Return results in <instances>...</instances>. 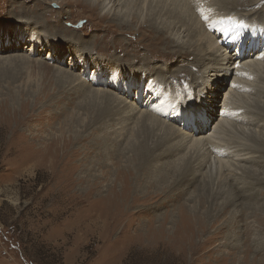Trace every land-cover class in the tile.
I'll list each match as a JSON object with an SVG mask.
<instances>
[{"label": "rangeland", "instance_id": "obj_1", "mask_svg": "<svg viewBox=\"0 0 264 264\" xmlns=\"http://www.w3.org/2000/svg\"><path fill=\"white\" fill-rule=\"evenodd\" d=\"M42 1V6H38L37 0H0V21L23 16L41 34L58 40L67 48L86 51L88 42V52L100 55L103 53L102 56L107 58H112L116 53L122 56L130 52L132 55L141 52L140 55L151 58L150 69L142 66V63L134 64L135 66L121 64L119 73L121 70L123 73L127 70L135 76L146 73L151 77L155 76L152 78L160 80L165 87L169 84L166 90L168 95L173 94L169 96L170 99L172 97V106L185 111V114L197 113L202 107L207 96V88L202 81L207 61H199V64L197 55L191 51L188 52L192 54L190 56L175 54L171 61L168 56L160 55L161 52L173 49L171 46L174 43L171 40L176 32V28L172 29L175 20L169 21L168 18L172 16V12L156 16L162 4L158 3L155 8L149 9V14L154 13L157 22L165 24V28L158 27L154 30L150 24L154 20L149 14H145L139 21L136 17H130L128 26L121 25L120 28L118 16L103 15L100 8L88 7L87 0ZM191 1L194 6L206 5L197 0ZM263 1L247 0V5L250 4L248 9L243 6L224 12L215 4L213 8L224 14L234 12L236 17L251 23L250 26L264 31ZM211 2L214 3V0ZM168 9L169 6L165 11ZM192 10L195 17H198L195 10ZM45 11H48L47 16L35 19L37 12L43 15ZM260 18L261 22H257ZM252 19H255L257 25H252ZM167 24L171 25V29L166 28ZM78 40L83 41L79 43ZM24 41L25 38L23 41L18 39L17 44L21 50L26 43ZM118 41L121 42L119 48ZM30 59L32 64H25L23 69L13 67L8 71V77L0 80V264H264V65L251 67L254 70L248 68L250 75L245 67L238 71L234 69V73L230 72V77H236L242 73V69H246L242 73V79L237 77L236 87L233 85L230 88L228 79L221 90L224 91L227 85L226 92L234 87L232 92L236 94L225 93L223 99L228 97V101L238 111L237 114L231 106L234 112L230 109L233 114L227 116L230 124L235 122V126L233 123L228 130L225 125L223 136L226 137L220 136V133L211 138L215 141L213 145L214 142L209 140L212 148L211 143H207L209 137L200 134L207 139L204 152L210 158L212 156V161L218 156L228 161L232 157V161L237 158L235 153L244 152V149L249 152L251 160L249 159L245 181L241 175L235 179L237 182L230 179L227 182L221 181L216 172H209L207 164L201 175L191 174L189 179L197 178L195 182L192 179L193 181L184 185L179 178L180 185L174 190L172 187L176 176L163 182L157 181V173L164 166L171 169L174 164H183V160L188 159L190 154L183 157L186 153H180L169 161L161 159L158 161L161 165L156 163V166L146 168V172H152L149 176L143 170L141 178H137L131 172L136 165L129 158L132 152L128 149L127 152L123 151L131 141V133L123 134L120 141H117L114 134L117 126L113 121L94 122L96 112L104 104L88 97L86 89L78 91L74 87L76 83L70 82V79L63 80L53 75L52 70L57 64L46 59L44 53ZM194 59L197 62L191 65ZM39 61L45 64H40ZM155 64L164 73L158 75L153 72L151 66L156 67ZM62 67L68 70V66ZM173 68H180L183 72H173ZM257 69L259 79L257 75H252ZM81 70L76 67L73 71L81 75ZM190 71L195 73L191 74ZM252 77L256 78L251 79ZM239 78L241 82L248 81H245L249 83L246 84L247 90L245 85L242 86L244 83L239 84ZM239 86L246 91H242V88L240 91ZM88 87L96 88L95 84ZM239 93L242 96L237 98ZM228 94H233L234 98L231 99L232 96ZM130 95L129 98L133 100L135 93L131 92ZM241 106H244L243 109H240ZM239 111L242 112L240 119L245 112V118L239 119L240 123L238 117L234 118L239 115ZM244 119L252 120L249 121L253 125L243 121ZM169 120L168 117L167 121ZM186 134L193 136L185 131ZM140 138L143 139V135ZM153 138L150 143L155 142L157 136ZM216 138L219 140L217 143ZM111 142L114 144L111 145ZM196 153L193 152L192 155ZM230 153L234 154L229 156ZM196 158L198 156L193 157ZM118 170L121 171L120 176ZM232 183L235 184L229 188ZM253 187L257 188L255 196L249 194ZM232 189L244 190L247 192L244 194L248 195L241 197V200L238 196L236 207H226L224 204L233 200ZM168 190L172 191L173 197L168 195ZM153 192L158 195L154 197ZM226 193L229 198H226ZM144 196L147 198L143 199ZM253 200L259 203L253 204Z\"/></svg>", "mask_w": 264, "mask_h": 264}, {"label": "bare ground", "instance_id": "obj_2", "mask_svg": "<svg viewBox=\"0 0 264 264\" xmlns=\"http://www.w3.org/2000/svg\"><path fill=\"white\" fill-rule=\"evenodd\" d=\"M54 1H57V0H54ZM197 1H199L200 3H204L206 5L205 6H200V5L194 6V4L191 0H87V6L88 7L91 8L93 6L96 8L97 7L100 8V11H101V13H103V15H108V16L112 15V16H116V17L118 16L120 22H119V24L118 23L117 24L119 25L120 28H121V25H127L128 26V24H129L128 18H130V17L132 19H134V17H136L139 21L145 14H147V16H148L149 9L155 8V6H157L158 3L162 4V5H161V7H159L160 10L157 13L155 12L156 16L159 13L161 16V14H163V12H166L167 14L168 13L171 14V12H172V16L170 15V16H168V18H169V21L171 19H172V21H173V19L175 20V23L173 24L172 29L175 30V28H176V30H175L176 32L174 33V37H172V40H171L174 43V45L171 46L173 49H171L169 52H167V51L161 52L160 55L165 56V57L168 56V60L171 61L172 58H174L175 54H177L176 56H181V55L190 56L192 54L188 53V52L191 51L197 55L196 59L198 62L201 61L204 63L207 61L206 62V68H205L206 70L203 74L204 78L202 80L205 83V86L207 88V91H206L207 96H206V100L203 102L202 107L197 111V113L185 114V111H182L180 109L173 107L172 106L173 104H171V103H173L171 101L172 97H171V99L169 97L170 95H173V94L169 93V95H168V92H167L168 90H166V88H168L167 86L169 84H167V86L165 87L164 86L165 84L163 85V83L160 80L157 79L158 80L157 81V80L152 78V77L155 78V76L151 77L150 74H146V73H142L139 76H135V75H132L131 73L127 72V70H125L124 73L122 72V70L120 71V73L118 71V70H120L119 65H121V64L127 65V66H135L134 64L140 65L142 63L141 64L142 66H145V67L147 66L148 67L147 69H150L149 66L152 62L150 57L140 55L139 53H141V52L134 53L133 55L130 52V53L123 54L122 56H121V54L116 55L117 54L116 53L112 57L113 60H111L112 58H107L105 56H102L103 53L100 55L97 53L88 52V42H87V45H86V43L83 42L87 46V49H86L87 52L85 51V49L83 51H81L78 48H67L65 45H62L58 40L52 39V38H50L44 34H41L40 31L37 30L31 24L30 20L24 18L23 16H20L19 18H13V19L7 20V21H2V22L0 21V80L3 77H8L7 73L9 70L13 69V67L14 68L19 67V68L23 69L25 64H27V65L32 64L30 58L35 57L37 54L44 53L46 59L49 58L53 63L57 64L56 68L52 70L54 72L53 75H55L56 77H61V79H63V80L70 79V82L72 81V82L76 83L77 86L75 85L74 87H76L78 91H82V89H86L87 92H85V93L88 97H91V99L98 101L99 104L100 103L104 104V106L99 107L102 109H98V111L96 112V121H94V122H96V123L97 122H103V123L108 122V123H110V120L113 121L115 123V126H117V129L114 128L115 129L114 134L116 135L117 141H120L123 134H127L128 132L131 133V137H132V138L130 137L131 141L129 143H127V145L123 148V151H126L128 149L129 152H132V155L129 158H130V160L136 162L135 163L136 165L134 166V169L131 172H132V174L135 173L134 175L137 178H141L143 170H145V173L149 176L152 172H151V170L146 172V168H148L149 166H153V167H154V165L156 166V163H159L161 159H163V161L164 160L169 161L170 159L173 160V158H175L174 156H179L180 153L183 154L185 152L186 154L182 155L183 157H185L186 155L188 156L189 154H190V156H188L189 158L186 159L187 161L183 160L184 158H180L181 160L185 161L183 164L181 162H180L181 165L179 163L177 165L174 164V166L171 169H167V166H164L163 168L160 169L159 173H157L158 171L156 170L157 171L156 173L159 174L157 176L158 179L156 178L157 181L168 182L169 177L171 179V176H176L174 178L173 187H172V188H175L174 190H176V187H178L180 185V182H181L179 180V178L181 180H183L184 185H186V183H190V181L192 179L193 180L195 179L194 180V182H195L197 178L191 177L192 179H189V177L191 176V174L201 175V173L206 169L205 166H207V164L209 167V172H211V173L216 172V174L219 175V177L221 178V181L225 182L227 179L228 180L230 179V181L233 182V181H236L235 179L239 175H241L242 180L244 179V181H245L246 172L248 173V171H247V169L249 167L248 163L250 162L249 161V159H250L249 152H245V149L242 148V149H244L243 150L244 152L241 151L240 153H235L236 152L235 151L234 153L236 154L237 158H233L232 161H231L232 157L230 158V161H228V159L227 160L222 159L221 156H218L217 159L215 157V159L212 161V156L210 158L209 154L207 153V155H208V157H207L206 153L204 152V150L206 149L204 147V144H205V141H207V139L205 140L206 137L202 136V135L204 134V135L208 136L209 138H208L207 143L210 140V141L214 142L213 143V145H214L215 141H214V139L211 140V138H213L215 135H218L220 133L222 134L220 136H223V128L224 129L226 128L225 125L228 126L226 128L228 130H230L229 128L232 127L233 123H234L233 126H235V122H233L232 125L230 124V122L228 121L229 116H227V115L233 114L230 112V109L232 112H234V110L236 108L235 109L233 108V106L231 105L232 102L228 101L230 99H227L228 97H225L226 98L225 100L223 99L224 94L228 93V92H231L234 94V92H232V90L234 87H236L235 84H237V77L238 76L240 78H241V76L243 77V74H242L243 71H245L247 69L246 72L248 73V70H249L248 68H251V67L253 68V66H255V65H264V31L259 30L260 28H256V26H250L251 23H249L246 20L243 21L240 18L236 17L234 12H230L229 14H224L222 12H219V10L220 11L223 10L224 12H225V10H230V9L237 10L239 8H242L243 6H245L244 9H248L250 7V4H249V6L247 5V0H244V1H241V0H214V3L211 2L212 0H197ZM37 2H38V6H42V4H43L42 0H37ZM154 3H156V4H154ZM214 4L216 6L219 5V7H217L219 10L214 11V8H213ZM240 5H242V6L239 7ZM168 6H169V9L167 11H165L166 7H168ZM255 6H257V5H255ZM170 7H172V8H170ZM192 9H194L195 12L199 15V16L197 15L198 17H195V15H194L195 13L193 12ZM25 13H26V11L21 15H24ZM37 13L38 14L35 15V19H39V16H40V18L47 16L48 11L43 12V15L39 14V12H37ZM263 13H264V11H263ZM153 14L154 13L149 14V16H152V19L154 20V21H152V23H150L151 25H153L151 27L154 28V30H157L158 27L165 28V24L163 22H160V23L157 22L158 20H157L156 16ZM242 14H244V13H242ZM164 15H165V13H164ZM160 16H158V17L160 18ZM13 17H16V16H13ZM125 17H127V19H125ZM252 20L255 21V19H252ZM258 20H260V21H258ZM261 20L262 19L260 18V19H257L256 21L261 22ZM254 21H253L252 25H257L256 21L255 22ZM262 21H264V20H262ZM177 24H179V25L177 26ZM262 24H264V22H262ZM144 25H146V24H144ZM257 27H259V25ZM166 28L171 29V25L167 24ZM262 28H263V26H262ZM63 31H65V30H63ZM161 31H163V30H161ZM215 33H216V35H215ZM155 37H157V36H155ZM24 38H25L24 42H26V43L23 46L22 50H25V51H24V53L17 54L18 52H22L21 48L19 47V44H17L18 39H19V41H23ZM75 38L77 39V36ZM222 40H223V42H225L227 44L224 45ZM82 41L78 40L79 43H82ZM163 41H164V39H163ZM155 42H157V41L155 40ZM120 43L121 42L118 41L117 48H119ZM48 50H49V52H48ZM120 50H122V49H120ZM166 50H168V49H166ZM105 51H107V50L105 49ZM21 54H26V55H21ZM46 55H48V56H46ZM67 56H68V59H67ZM212 60H214V61L212 62ZM197 61L194 59V61L190 64L194 65ZM201 62H199V64ZM39 63L45 64L41 61H39ZM62 65L68 66V70L64 69L62 67ZM155 66L156 67L151 66V69L153 70V72L155 71L158 75L161 73H164L161 67L157 66L156 64H155ZM234 66H236V67H234ZM76 67L82 69L81 75L74 73L73 70ZM242 67H243V69H244V67L246 69L245 70L242 69V73H239V72H241V70H240L238 72L240 75H237L238 69H240ZM46 68H49V67H46ZM174 68H173V70L171 69L173 72H176L177 70H179L180 73L183 72V71L181 72L180 68L179 69H174ZM189 69H191V66ZM234 69L237 70V71H235L237 76L236 77L233 76L234 77L233 78V77H230L231 76L230 72H232ZM258 69L256 71H254V73H256L258 71V74H259ZM252 70H254V69H252ZM146 71H148V70H146ZM173 72H172V74H174ZM132 73H133V71H132ZM192 73H195V72H191V74ZM233 73H234V71H233ZM254 73L252 75H257V73L256 74H254ZM260 73H262V72H260ZM120 74H121V76H119ZM165 74H168V73H165ZM248 74L250 75L251 73H248ZM201 76H202V74H201ZM256 77L258 78V75ZM80 78H83V80L81 81ZM255 78L252 77L251 79H255ZM182 79H180V80H182ZM191 79H193V78H191ZM228 79H229V81H228ZM241 79L239 80L240 81L239 84L244 83V84H242V86L245 85L244 87L247 90L248 88H246V84H249V83H245L246 80L243 81L244 79L242 80L243 82H241ZM245 79H247V78H245ZM164 80H166V79H164ZM227 81L231 85L230 88L233 85H234V87L232 88V90H228L226 92V90L229 86V85H227L226 89L221 92L223 87H225ZM246 82H248V81H246ZM93 83L95 84L96 88H93V87L89 88L88 86L94 85ZM194 85L196 86V84H194ZM257 87H258V84H257ZM105 88L108 90H105ZM239 88H240V86H239ZM241 88H240V91L243 89V88L242 89ZM258 88H257L256 92L258 91ZM235 89H236V91L238 90L237 88H235ZM245 89H243L242 91H246ZM250 89H253V88L250 86ZM174 90H173V92H174ZM178 90H180V89H178ZM115 91H117V93H115ZM131 92L135 93V97L133 100H131L129 98V96H131L130 95ZM238 92H239V90H238ZM203 93H204V91H203ZM203 93H201V94L204 95ZM233 94L232 95L230 94L232 96L231 99L234 98V95L236 93L234 95ZM210 95H211V97H210ZM175 96H176V94H175ZM215 96H217V97L214 98ZM240 96H242V94L241 95H240V93L237 94V98ZM263 96H264V94H263ZM193 97H194V95H193ZM244 97H245V95H244ZM177 99H179V98H177ZM173 100H174V98H173ZM222 100L224 101L223 103L221 102ZM175 102H174V105H175ZM236 102H238V101H236ZM240 105H241V103H240ZM231 106L234 110H232ZM243 107L241 106L240 109H243ZM236 113L238 114V111H236ZM240 113H242V112L239 111V115L236 114L237 116H235V117H234L235 114L233 115V117L235 119L238 117V123H240V120L245 118V116H244L245 112H243L244 117L242 116L241 119L239 118V116L241 117V115H242ZM257 114H259V113H257ZM255 115L256 114H254V116ZM168 117L170 118L169 121H167ZM246 118H249V116L247 117V115H246ZM232 119L233 118L231 117L230 120L232 121ZM249 120L250 119H248V121H247V119H244L243 121L248 122V124L250 123L253 125V122H250L252 120H250V121ZM233 121H235V120H233ZM253 121L255 122L254 118H253ZM178 123H180V124H178ZM176 124H178L177 125L178 127L176 126ZM111 125H109V126H111ZM256 125H258V123ZM229 126H231V127H229ZM248 127L249 126H247V128ZM136 128H137V131H136ZM100 129L103 130V128H100ZM142 130H143V133H142ZM220 130H221V132H220ZM185 131L188 133H191L193 136H190L188 134H186L187 135L186 136ZM224 131H226V130H224ZM196 133H197V135H196ZM200 134H202V135H200ZM142 135H143V139L140 138V137H142ZM155 135L157 136L156 141L150 143L151 142L150 139L152 140V138L155 137ZM98 136H96V137H98ZM220 136H217V137H220ZM96 137H94V138H96ZM223 137H226V135ZM126 138L128 139V137H126ZM153 139H155V138H153ZM111 140H113V139H111ZM215 140H216V143H217V141H219L217 138ZM91 141H93V140H91ZM98 141H99V139H98ZM212 142H209V144L211 143V145H212ZM112 143L114 144V142H111V145H112ZM241 143H243V142H241ZM123 145H125V143H123ZM128 145L130 147H128ZM213 145H212V148H213ZM99 146H101V144ZM114 147H115V145H114ZM240 147H242V146H240ZM93 150H94V148H93ZM240 150H238V151H240ZM126 152H124V154ZM193 152H197V153L195 155H192ZM208 152H209V150H208ZM234 153H232V154H234ZM232 154L230 153L229 156H231ZM100 155H102V154H100ZM109 155L110 154H108V156ZM215 155H217V153ZM194 156H198V158L193 159ZM226 156L228 157V155H226ZM127 161H128V159H127ZM174 162H175V160L172 163H174ZM91 163H90V165H91ZM170 163H171V161H170ZM167 165L169 166L170 164H167ZM252 166H250V167H252ZM224 168H225V170H224ZM259 170L261 173L262 172L261 168H259ZM120 174H121V171L118 170V176H120ZM157 174H155V176ZM106 176H107V174H106ZM235 183L230 184L229 188H231V186L234 185ZM96 185H97V183H96ZM98 186H100V185H98ZM158 186H159V184H158ZM189 187H190V185H189ZM184 189H185V187H184ZM187 189H189V188H187ZM233 190L234 189H232V192H234L233 200L229 199L230 201H232V203L230 201L228 203H225V201H223L225 203L224 205H226V207L227 206L230 207L232 205L236 207L237 206L236 201L238 199V196H240L239 197V199H240L241 197H246L248 195V194H244V193H247L244 190L243 191L242 190L233 191ZM180 191H181V189H180ZM249 191H251V193H249V194H251V196L257 195V188L253 187L252 190H249ZM229 194H231V191L229 192ZM153 195L155 197L158 194L153 192ZM168 195H170V197H171L172 191H169ZM226 195H227V193H226ZM149 196H150V198L152 197L151 195H149ZM118 198H119V196H118ZM142 198L146 199L147 197L144 196ZM226 198H229L228 195ZM254 203H259V201L253 200V204ZM161 206H163V205H161Z\"/></svg>", "mask_w": 264, "mask_h": 264}]
</instances>
